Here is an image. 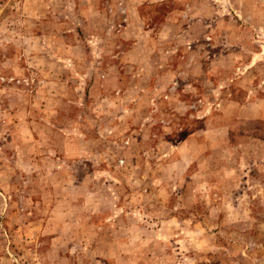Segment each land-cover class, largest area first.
Segmentation results:
<instances>
[{
    "label": "rangeland",
    "instance_id": "1",
    "mask_svg": "<svg viewBox=\"0 0 264 264\" xmlns=\"http://www.w3.org/2000/svg\"><path fill=\"white\" fill-rule=\"evenodd\" d=\"M224 1L0 0V264H264V0Z\"/></svg>",
    "mask_w": 264,
    "mask_h": 264
},
{
    "label": "crops",
    "instance_id": "2",
    "mask_svg": "<svg viewBox=\"0 0 264 264\" xmlns=\"http://www.w3.org/2000/svg\"><path fill=\"white\" fill-rule=\"evenodd\" d=\"M161 1H163V0H161ZM195 1H198V0H192V5H193V3L195 2ZM224 3H226L227 5H229V6H231V8H235L237 5V3H236V1H234V0H226V1H224ZM169 18H166L165 19V21L164 22H162L161 23V28H162V30H163V27H165V26H168V25H170L169 24ZM189 27H190V24H189ZM187 29V28H186ZM189 31H190V28H188L187 29V31H185V32H187V33H189ZM227 55V54H226ZM225 55H223V56H221V57H224ZM221 71V70H220ZM220 73V72H219ZM221 74L223 75L224 74V71H222L221 72ZM62 102V101H61ZM264 103V101L263 102H259V103H257V104H263ZM252 104H249V106H251ZM60 135V134H59Z\"/></svg>",
    "mask_w": 264,
    "mask_h": 264
}]
</instances>
